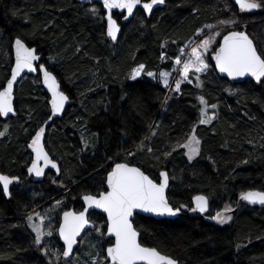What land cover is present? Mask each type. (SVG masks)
I'll return each mask as SVG.
<instances>
[{
    "label": "trees",
    "instance_id": "1",
    "mask_svg": "<svg viewBox=\"0 0 264 264\" xmlns=\"http://www.w3.org/2000/svg\"><path fill=\"white\" fill-rule=\"evenodd\" d=\"M115 17L121 19L119 13ZM222 20L243 23L239 29L264 54V9L240 12L231 0H168L150 18L138 11L117 43L106 38L104 19L77 0H0V89L13 64L12 41L21 37L37 47L72 100L47 130V147L61 167L54 187L49 179L24 183L9 198L0 188V264H63L59 236L45 241L43 253L24 214L44 203L39 209L52 214L50 226L57 229L62 211L81 209L83 195L106 189L107 172L117 160L140 166L154 179L167 170L169 201L176 207H193L192 198L203 193L210 200L208 213L225 205L237 209L223 225L187 209L175 219L137 215L134 224L144 245L184 264H264V208L239 202L241 191H264V84L252 79L232 84L213 63L199 80L192 75L193 83H182L180 94L168 93L146 75L172 69L178 50L199 37L198 29L207 31L205 25ZM139 64L146 66L145 74L133 81L129 75ZM200 96L218 106L208 109L215 113L209 124L198 123ZM48 100L39 77L28 75L19 83L18 115L0 119L3 171L25 173L27 144L50 115ZM193 126L201 144L190 161L177 145L186 142ZM54 200L64 202L57 215ZM105 221L99 214L94 228L106 227ZM108 245L93 232L79 255L98 264Z\"/></svg>",
    "mask_w": 264,
    "mask_h": 264
},
{
    "label": "snow or ice",
    "instance_id": "2",
    "mask_svg": "<svg viewBox=\"0 0 264 264\" xmlns=\"http://www.w3.org/2000/svg\"><path fill=\"white\" fill-rule=\"evenodd\" d=\"M165 0H102V7L106 10L107 36L112 40L117 39L118 33L121 32L120 24L113 16V10H121L124 20L133 16L134 10L138 6L151 15L154 6L162 5ZM239 6L240 12H246L256 9H264V0H235ZM126 10V15L123 12ZM93 15L104 19L98 9H91ZM220 24L227 26L235 25V20H222ZM206 28L212 29L214 25H205ZM197 36L203 35V29H198ZM221 36L220 31L214 32L202 38L195 44L186 45L180 48L179 54L175 55L174 64L180 72V79L175 81L176 92L181 89V83L189 80V74L192 73L199 80V73L206 72L209 65V58L215 61V68L220 73H226L233 79L237 77L250 76L256 82L264 84V54L257 51L253 40L249 38L244 31L228 28L227 33L222 36V40L216 37ZM15 66L11 70V78L7 80L6 87L0 90V116L7 117L14 112L13 108V85L17 77L27 69L29 72L40 71L43 73V83L51 92V112L52 115L62 112L65 103L69 97L60 90V84L57 77L49 71L43 63L36 62L41 59L37 54V49L30 47L20 37L15 38ZM190 47V51L186 48ZM210 54V56H209ZM167 58L165 53H161L160 59ZM145 65L139 64L131 70L129 78L135 81L145 73ZM148 77H156V73L147 71ZM171 73L164 71L159 73L165 88H170L169 77ZM202 107L199 109V124H209L215 119V113L209 115L208 109H216V104H209L203 97H198ZM51 119V116L49 117ZM45 127H40L32 137L29 147L35 153V159L31 161V166L27 171L34 173L37 177L44 175L45 168L49 166L60 171L59 165L49 153L45 150L43 137ZM4 133L0 132V136ZM201 141L196 135V127L193 126L187 136V140L177 147L187 149V158L191 161L200 153ZM151 151V149H149ZM175 151V148L173 149ZM131 155V153H130ZM171 155V153H165ZM19 180L18 176H9L0 174V185L5 196L10 197V186ZM159 180V182H157ZM169 187V174L167 171H160L157 179H153L146 174L140 167L130 165L127 162L115 163L111 171L107 173L106 190L99 192L97 195L85 194L82 199L86 207L82 211H64L62 222L58 227L59 237L63 241V250H58L63 257H69L73 253L74 245L77 244L79 237L85 226L90 223L88 215L89 209L102 210L106 214V233L101 232V236L109 237L110 246L106 249L104 260L107 264H178V261L170 255L162 253L157 247L145 246L141 240V233L134 226L135 216L139 212L155 214L157 216H176L182 210L187 209L190 212L207 213L209 211V197L206 195H196L192 198L193 207L187 204H181L179 207L170 203L166 195V189ZM240 200L249 204L264 205V191L248 190L241 191ZM59 203V202H58ZM231 205H225L222 211H217L209 219L216 221L218 224H226L232 220L228 213L233 212ZM39 217V223H30L35 233L34 242L39 245L42 238L47 235L51 236V226L47 231L44 230L45 217ZM30 222L33 216H28ZM99 231V230H98ZM47 253V249L44 250ZM59 258V257H58Z\"/></svg>",
    "mask_w": 264,
    "mask_h": 264
},
{
    "label": "water",
    "instance_id": "3",
    "mask_svg": "<svg viewBox=\"0 0 264 264\" xmlns=\"http://www.w3.org/2000/svg\"><path fill=\"white\" fill-rule=\"evenodd\" d=\"M77 1H79V2H81V3H84V4H94V3H99V4H101L102 5V0H77ZM167 1L168 0H165V3L164 4H162V5H157V6H154V9H153V12L151 13V15H148L147 13H145L146 15H147V17L148 18H150L151 16H152V14L156 11V10H158V9H161V8H163V7H165V5H166V3H167ZM236 6H238L236 3H235V0H231ZM144 2H148V0H144ZM239 7V6H238ZM139 9H142L140 6H138L137 7V9H135L134 10V14H133V16H131V17H129L128 18V20H124V19H122V21L121 22H119L118 21V19L115 17V13H117V12H119V13H121V10H113V16H114V18L115 19H117V22H118V24H120V27H121V32L120 33H118V35H117V39L116 40H112L111 39V37H109V36H107V23H106V10L102 7V10L104 11V21H105V23H106V32H105V34H106V38L109 40V41H111L112 43H117L118 41H119V38H120V36H121V33H122V31H123V26L125 25V24H127V23H129L133 18H134V16L136 15V12L139 10ZM257 10V9H256ZM251 11H255V10H251ZM123 14L124 15H126L127 13H126V10L123 12ZM239 31H241V30H239ZM244 31V30H243ZM244 32H246V31H244ZM247 33V32H246ZM248 34V33H247ZM248 36H249V38L250 39H252L251 37H250V35L248 34ZM16 38V37H15ZM15 38L13 39V41H12V51H13V64H12V67H11V69H10V73H9V77H8V79H10L11 78V70H12V68L15 66V47H14V42H15ZM21 38V37H20ZM22 39V38H21ZM222 40V39H221ZM253 40V39H252ZM26 42V41H25ZM27 43V42H26ZM253 43H254V45L256 46V43H255V41L253 40ZM28 44V43H27ZM29 45V44H28ZM30 46V45H29ZM30 47H33V48H36L37 49V47H35V46H30ZM256 48H257V46H256ZM257 51L259 52V50H258V48H257ZM260 53V52H259ZM37 54L41 57V55H40V53L38 52V49H37ZM213 61V63H214V65H215V61L214 60H212ZM37 64H40V63H42L41 62V59L39 60V61H37L36 62ZM44 64V63H43ZM45 65V64H44ZM45 67H47L46 65H45ZM48 68V67H47ZM49 69V68H48ZM49 71H51L56 77H57V75L52 71V70H50L49 69ZM216 72H217V74L219 75V76H222V77H225V78H227L231 83H233V84H239V83H243L244 81H246V80H248V79H252V80H254L255 81V79L254 78H252V77H250V76H246V77H237V78H235V79H233V78H231V77H228L227 76V74L226 73H220L219 72V70L218 69H216ZM27 75H32V76H40V80H41V84H42V86H43V88L45 89V91H46V93L48 94V96H49V100H48V102H49V108H50V115H49V117L51 116V119H49V117L44 121V123L40 126V127H45V134H44V137H43V144H44V148H45V150L49 153V155L53 158V155L51 154V152L49 151V149H48V147H47V141H46V135H47V130H48V127H50L51 125H52V123L56 120V119H60V118H62L63 116H64V114H65V112H66V109H67V107L72 103V100H71V98H70V96L62 89V86H61V83H60V81H59V79H58V77H57V81H58V83L60 84V90L61 91H63L68 97H69V99H68V101L65 103V106H64V109L62 110V112H60V113H57L56 115H52V112H51V92L48 90V88H47V86L43 83V73L42 72H40V71H36V72H29L27 69H25L24 70V72H22L18 77H17V80L14 82V85H13V108H14V112L13 113H10L9 114V116H7V117H4V116H0V119H9L10 117H13V116H17L18 115V111H17V109H16V91H17V86H18V84L21 82V80L23 79V78H25ZM7 79V80H8ZM6 84H7V81H6ZM6 84H5V86L4 87H6ZM0 90H3V88L2 89H0ZM40 127H38L37 129H36V131H38V129L40 128ZM35 131V132H36ZM35 132H34V134L32 135V137L35 135ZM32 137H31V139H30V141H29V143H28V150L31 152V154H32V159H31V161L33 160V159H35V153L32 151V149L29 147V145L31 144V140H32ZM54 159V158H53ZM54 160H56V162L58 163V165H59V168H60V163H59V161L57 160V159H54ZM31 161H30V163H29V165H28V167H27V169L31 166ZM124 162H127V161H125V160H118V161H116V162H114L113 164H112V166H111V168L112 167H114V165H115V163H124ZM127 163H129V162H127ZM130 165H133V166H137V167H140V166H138V165H136V164H131V163H129ZM111 168H110V170L109 171H111ZM141 168V167H140ZM142 169V168H141ZM48 170H53V171H55L56 172V174H57V176H59L60 175V173H61V168H60V171L59 172H57L55 169H52L50 166L48 167V168H45V170H44V175H42V176H39V177H37L34 173H29L28 171V173H29V175H32L33 176V178H34V181H36V182H40V181H43L44 179H45V176H46V174H47V172H48ZM143 170V169H142ZM108 171V172H109ZM144 171V170H143ZM162 171H167V170H162ZM107 172V173H108ZM168 172V171H167ZM146 174H148V175H150L149 173H147V172H145ZM0 174H5V175H8V174H6V173H2V171H1V168H0ZM169 174V173H168ZM10 176V175H9ZM151 176V175H150ZM152 177V176H151ZM153 178V177H152ZM154 179V178H153ZM157 182H159V180L157 181ZM19 184L20 183V178H19V180L17 181V182H14L13 183V185L14 184ZM13 185H11L10 186V191H11V188L13 187ZM106 190V189H105ZM104 190V191H105ZM249 190H259V189H249ZM169 191H170V176H169V187L166 189V195L168 196V198H169ZM248 191V190H247ZM260 191H262V190H260ZM205 195V194H203V193H200V194H197V195ZM92 195H95V194H92ZM84 196V195H83ZM82 196V197H83ZM196 196V195H195ZM207 196V195H206ZM82 197H81V199H82ZM82 201H83V199H82ZM239 202H243V203H245L246 205H249V206H254V207H261V208H264V205H260V204H249L248 202H246V201H242V200H240V197H239ZM84 203V202H83ZM193 206H194V204H193ZM86 207V205L84 204V208ZM209 207H210V202H209ZM83 208V209H84ZM82 209V210H83ZM81 210V211H82ZM98 212H100V213H102L105 217H106V214L105 213H103L102 212V210H98V209H96ZM223 209H221L220 211H222ZM64 211H76L75 209H73V208H69V209H66V210H64ZM63 211V212H64ZM91 211H93V209H89V213H88V215L90 214V212ZM237 211V209L236 208H234V211L233 212H231V213H228V215H230V214H232V213H235ZM63 212H62V215H61V222H62V218H63ZM77 212H79V211H77ZM183 214H185L184 213V211L182 210L181 211V213H179L178 215H176V216H157V215H155V214H150V213H143V212H139V214L138 215H143V216H146V217H153V218H156V219H175V218H178V217H180V216H182ZM188 214L189 215H196V216H205L206 217V213H199V212H188ZM137 216V215H136ZM136 216H135V218H136ZM207 218V217H206ZM207 219H209V218H207ZM94 223L90 220V223L88 224V225H86L85 226V229L82 231V233H81V235L79 236V237H77V244H75L74 245V248H73V253L69 256V257H65L67 260H71L72 259V257H73V255L75 254V251H76V249H77V247L79 246V244H80V241H81V239L84 237V235L86 234V232L89 230V229H92V228H94ZM134 226H135V224H134ZM106 233V232H105ZM59 235V234H58ZM105 238H109L107 235H105ZM61 239V238H60ZM140 240H141V236H140ZM61 242L63 243V241H62V239H61ZM110 245H108L107 247H109ZM145 246H147V245H145ZM107 247H106V249H107ZM174 258V257H173ZM177 260V259H176ZM178 261V264H184V263H182V262H180L179 260H177ZM253 264H260V263H253Z\"/></svg>",
    "mask_w": 264,
    "mask_h": 264
},
{
    "label": "rangeland",
    "instance_id": "4",
    "mask_svg": "<svg viewBox=\"0 0 264 264\" xmlns=\"http://www.w3.org/2000/svg\"><path fill=\"white\" fill-rule=\"evenodd\" d=\"M88 5H90V9H93V8H96V9H100V10H102V5L101 4H99V3H94V4H88ZM103 17H104V13H103ZM242 24L243 23H241V22H236V24L235 25H230V26H225V25H223V24H218V25H215V27L214 28H212V29H209V30H207V31H203V35L202 36H199L197 39H195L193 42H191L190 44H195V43H197V42H199L202 38H205V37H207L208 35H212L214 32H216V31H220L221 32V36H219V37H216V39L219 41V40H221L222 39V36L224 35L223 33L224 32H226L227 30H228V28H235L236 30H240L239 29V27L240 26H242ZM189 44V45H190ZM186 51H190V47L189 48H186ZM209 56H210V54H209ZM209 65L211 64V63H213V61H212V59H210L209 58ZM214 64V63H213ZM178 67L179 66H176L175 64H174V67L172 68V69H166V68H161V69H159L158 71H156V72H154V71H152V72H154V73H156L157 75H156V77L154 78V77H150V78H153V79H156V80H158L162 85H163V83H162V79L159 77V73L160 72H164V71H167V72H170L171 73V75H170V77H169V84H170V88H167V90H168V93H175L176 91H174L173 89L175 88V81L176 80H178V79H180V72H179V70H178ZM210 68V67H209ZM209 70V69H208ZM207 70V71H208ZM203 73H205V72H203ZM203 73H199V74H203ZM193 74L192 73H190L189 74V80L192 82V78H191V76H192ZM196 75H198V74H196ZM141 76H143V73H142V75ZM140 76V77H141ZM40 78V77H39ZM23 80V79H22ZM21 80V81H22ZM188 81H183L182 83H187ZM181 83V84H182ZM233 84V83H232ZM242 84V83H241ZM19 85V84H18ZM42 85V84H41ZM164 86V85H163ZM18 87V86H17ZM234 87L236 88L237 86L236 85H234ZM238 88V87H237ZM17 92V91H16ZM176 93H178V94H180L181 93V91H179V92H176ZM187 154V153H186ZM196 157V156H195ZM194 157V158H195ZM186 158H187V155H186ZM188 159V158H187ZM189 160V159H188ZM111 167V166H110ZM55 178V177H54ZM53 177L51 178V176H49L47 179H49L52 183H53V185H55V181H56V178L54 179ZM59 202V203H58ZM54 204H55V208L53 209V212H56V213H54V215H57L58 213H59V211H60V208L64 205V202L62 201V200H54ZM62 210V209H61ZM39 214V216L40 217H45V221H44V230L45 231H47L48 230V228H49V225H50V219H51V216H52V214L50 213V212H48L47 211V213L46 212H43L42 210H34V211H31V212H29L26 216H25V214H24V219H25V224H26V226L28 227V230L30 231V233L34 236V238H35V233L33 232V230H32V228H31V226H30V223H39V217L36 215V214ZM33 216V221L32 222H30L29 220H27V218H28V216ZM27 217V218H26ZM97 217H98V215H94V216H92V218L94 219V221H96V219H97ZM59 223H60V221H59ZM59 223H58V225H57V229H55V228H52L51 227V231H52V235L51 236H47V235H45L43 238H42V242H41V244H39L38 246L39 247H41L42 245H44V243H45V241H56V239H57V236H58V226H59ZM106 227L104 226V224L103 223H101V225H100V227H95L93 230H90V231H88L86 234H85V236L81 239V241H80V245H79V247L76 249V251H75V254L73 255V257H72V259L71 260H67L65 257H63L64 259H65V262H62L63 264H89L88 263V261L86 260V259H84L83 258V256H81V255H79V253H80V249L83 247L82 245H83V243L85 242V239L86 238H88L90 235H91V233H98L100 236H101V232H105L104 231V229H105ZM99 230V231H98ZM60 239V238H59ZM46 249V247H43L42 246V248H41V250H42V252L44 253V250ZM53 253H55L54 251H53ZM106 256V251L104 252V255H103V260H104V257ZM67 261V262H66ZM99 261V260H98ZM90 264H97V262L95 261V260H92V263H90ZM98 264H107V261H101L100 263H98Z\"/></svg>",
    "mask_w": 264,
    "mask_h": 264
},
{
    "label": "flooded vegetation",
    "instance_id": "5",
    "mask_svg": "<svg viewBox=\"0 0 264 264\" xmlns=\"http://www.w3.org/2000/svg\"><path fill=\"white\" fill-rule=\"evenodd\" d=\"M79 2V1H78ZM81 3V2H80ZM82 4H84V3H82ZM84 5H88V4H84ZM138 11H143L142 9H139ZM137 11V12H138ZM137 12H136V14H137ZM144 12V11H143ZM117 13H119V12H117ZM116 14V13H115ZM120 15H121V13H119ZM124 15V14H123ZM135 17V16H134ZM122 15H121V19L119 20L118 19V21L119 22H121L122 21ZM128 24V23H127ZM126 25V24H125ZM242 31V30H241ZM41 55V54H40ZM41 62L43 63V60H42V56H41ZM45 64V63H44ZM46 65V64H45ZM47 66V65H46ZM48 67V66H47ZM145 73H143V75H144ZM28 76V75H27ZM35 77H40V76H35ZM138 78H140V77H138ZM137 78V79H138ZM24 79V78H23ZM41 81V80H40ZM192 83H193V79H192ZM196 89L195 90H198V88L197 87H195ZM180 91L182 92V90L180 89ZM4 120V119H3ZM30 141V140H29ZM29 143V142H28ZM181 148V147H180ZM179 148V149H180ZM27 149H28V144H27ZM29 151V150H28ZM30 152V151H29ZM187 153V149H185V155H187L186 154ZM30 154H31V152H30ZM52 154V153H51ZM53 155V154H52ZM53 158L54 159H57L54 155H53ZM31 159H32V154L30 155V160H29V162H28V165H29V163H30V161H31ZM118 161V160H117ZM116 162V161H115ZM60 163V162H59ZM28 165L26 166V169H25V173H23L22 175H18V174H13V173H9V172H5V171H3V169H2V165H1V163H0V168H1V171H2V173L4 172V173H7V174H9L10 176H18L19 178H20V183L19 184H14L13 185V187L11 188V195H12V189H14L15 187H21V186H23V184L24 183H30V184H33V183H38V182H36V181H34V178H33V176L32 175H29V173L27 172V167H28ZM61 168V167H60ZM49 176H51V178L53 177H55V178H58L59 176H57V174H56V172L55 171H53V170H48V172H47V174H46V176H45V179H47ZM54 178V179H55ZM44 181V180H43ZM40 182H42V181H40ZM52 186H53V183H52ZM54 187V186H53ZM0 188L2 189V185H0ZM11 197V196H10ZM6 198H9V197H7L6 196ZM55 197H53L52 199H54ZM51 201V200H50ZM81 201H82V199H81ZM209 202H210V200H209ZM44 204V203H43ZM43 204H41V205H39L38 207H36V208H34L33 210H31V211H34L35 209L36 210H40L39 208L43 205ZM82 205H83V207L81 208V209H76V210H78V211H81L83 208H84V203H83V201H82ZM210 208V207H209ZM221 209H219V210H216L215 212H211V213H206V217L207 218H209L210 216H212V215H215V213L217 212V211H220ZM31 211H29V212H31ZM28 212V213H29ZM27 213V214H28ZM27 214H25V215H27ZM99 214H102V213H100V212H98L97 210H93V211H91L90 212V214H89V217H90V219L93 221V222H95L94 220H93V218H92V216H94V215H99ZM61 215H62V212L60 213V222H61ZM202 217H204V218H206L205 216H202ZM27 218V217H26ZM106 218V217H105ZM206 218V219H207ZM27 220H28V218H27ZM208 221H211V222H214V223H217L216 221H214V220H211V219H207ZM60 224V223H59ZM59 227V226H58ZM59 236V235H58ZM60 238V237H59ZM106 240H109V238H106ZM60 241H61V239H60ZM62 243V242H61ZM63 244V243H62ZM80 245V244H79ZM79 247V246H78ZM77 247V248H78Z\"/></svg>",
    "mask_w": 264,
    "mask_h": 264
},
{
    "label": "bare ground",
    "instance_id": "6",
    "mask_svg": "<svg viewBox=\"0 0 264 264\" xmlns=\"http://www.w3.org/2000/svg\"><path fill=\"white\" fill-rule=\"evenodd\" d=\"M44 63V62H43ZM1 167V166H0ZM4 173V172H3ZM7 174V173H6ZM9 175V174H8Z\"/></svg>",
    "mask_w": 264,
    "mask_h": 264
}]
</instances>
